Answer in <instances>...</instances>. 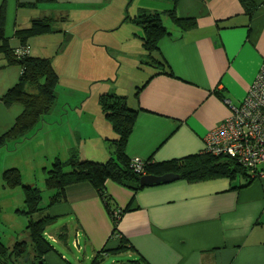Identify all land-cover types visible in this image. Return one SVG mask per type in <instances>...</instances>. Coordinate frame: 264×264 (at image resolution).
<instances>
[{"label": "crops", "instance_id": "1", "mask_svg": "<svg viewBox=\"0 0 264 264\" xmlns=\"http://www.w3.org/2000/svg\"><path fill=\"white\" fill-rule=\"evenodd\" d=\"M252 1L256 7L249 14L239 0H178L176 15L193 18L196 27L183 31L173 22L166 26L169 33L158 41L153 60L143 51L148 67L142 77L124 89L110 87L107 76L91 77L93 81L83 78L82 48L91 33L79 34L76 25H55L58 16L61 20L65 15L57 8L59 0H6L4 34L16 49L20 44L14 36L16 29L29 27L34 19H50V31L31 36L28 51L50 58L57 74L70 79L64 107L58 109L56 99L50 110L57 112L60 120L72 114L76 121L72 127L67 125L69 140L62 159L72 150L81 159L98 162L112 155L109 141L117 135L99 105L100 95L112 92L125 96L128 107L137 111L126 142L127 156L162 162L202 153L205 134L230 113L226 100L240 105L264 64V0ZM20 72L17 64H7L0 53V135L22 111L20 104L6 106L1 100L18 82ZM90 82L97 86L96 91ZM72 102L67 110L66 105ZM54 124L61 128L64 123ZM48 125L51 128L52 124ZM0 150L3 153L9 147ZM9 168L17 166L0 167L1 178ZM105 191L111 197L112 212L120 213L116 224L119 237L114 236L112 215L90 183L66 187L65 198L51 206L49 195L44 213L54 216V222L65 216L73 218L72 243L81 248V237L87 252H83L84 261L72 263L53 246L43 255L47 264H90L98 254L102 261L126 254L131 264H264V176L249 183L244 177L194 183L177 179L136 191L106 180ZM23 209L14 212L25 216ZM27 223L28 217L24 227ZM3 224L1 221L2 244H29L25 228L27 240L14 239L16 230L12 228L4 242ZM69 231L63 225L57 236L44 234L65 245ZM120 239L131 248L116 250Z\"/></svg>", "mask_w": 264, "mask_h": 264}, {"label": "trees", "instance_id": "2", "mask_svg": "<svg viewBox=\"0 0 264 264\" xmlns=\"http://www.w3.org/2000/svg\"><path fill=\"white\" fill-rule=\"evenodd\" d=\"M177 1L171 0L172 7L166 10L167 17L183 31L196 27V21L193 18H181L176 15ZM239 1L246 12L251 14L254 11L256 6L252 0ZM5 12L6 0H2L0 4V53H2L7 64H17L21 72L18 82L2 95L1 100L6 106L14 103L20 104L22 111L16 117L13 125L0 135V147L6 145L10 140L18 142L38 129L37 126L42 116L50 112L55 105L57 98L55 87L58 81V75L51 59L30 55L28 51V39L36 34L50 31V19H34L29 27L16 29L14 36L19 39L20 44L18 48L14 49L4 34ZM139 22L144 30V50L147 56L153 60L152 53L157 49L158 41L169 32L162 22L161 13L158 11L143 14ZM99 105L106 120L117 135L115 139L111 140L112 155L105 162L81 159L75 150H72L71 155L66 159L56 157L53 167L48 170L44 180V188L52 191L48 206L65 198L66 187L88 182L96 189L107 211L112 215L115 226L114 232H116L120 213L113 216L112 200L105 191L106 180H112L136 191L144 187L139 184L140 176L143 174L161 175L172 172L178 175V179H184L190 183L218 177L230 179L244 177L249 183L254 178L233 157L206 152L162 162L151 159L141 161L143 174L138 173L134 171L132 165V161L135 159H130L125 149L137 111L128 107L125 96L115 93L100 95ZM260 169L264 171V166ZM2 178L4 185L9 188L22 186L24 194L22 212L28 217L25 230L28 233L29 244L26 241H16L12 246H7L0 242V264H47L43 255L52 250L53 245L46 238L44 231L48 225L55 221V217L45 213L38 219H33V214L43 209V207L41 208V189L29 183H23L17 168L6 169ZM130 248L124 239H120V244L116 250ZM105 251L101 250V253ZM98 255L90 264L101 263L102 259ZM25 257L28 259L25 260Z\"/></svg>", "mask_w": 264, "mask_h": 264}, {"label": "rangeland", "instance_id": "3", "mask_svg": "<svg viewBox=\"0 0 264 264\" xmlns=\"http://www.w3.org/2000/svg\"><path fill=\"white\" fill-rule=\"evenodd\" d=\"M57 8L65 15L64 19L60 20L59 16L55 14L58 16L55 22L56 26L62 24L71 28L76 25L79 34L91 33L82 48L83 78L93 81L91 77L107 76L106 78L109 77L107 82L112 88L124 89L134 85L142 77L141 73L148 67L143 56L144 30L140 22L138 23L140 17L147 12L158 11L161 13L164 26L171 23L166 14V10L171 9V0H59ZM107 46H109L108 52L106 51ZM46 54L44 53V55ZM58 59L59 56H56V60ZM69 81L68 76L62 78L60 74L58 75L55 87L56 99L59 100L56 106L58 109L61 108V105L64 107L63 100L69 91ZM90 84H92L89 85L90 88L96 91L97 86L92 82ZM58 94H60L59 98ZM90 97L89 95V99ZM73 104L72 102L70 105H66V109L69 110ZM48 123L52 124L51 128ZM54 123L64 124L59 128ZM73 123L76 121L72 114L60 120V115L57 112L54 114L48 112L42 116L36 131L29 133L27 137L18 142L13 140L7 142L6 146L8 145L9 150L3 153L9 154V156L0 155V167L7 166L8 168L10 164H16L23 183L32 182L42 190L41 208H44L48 203L49 195L52 193L51 190H44L47 172L53 167L56 157L61 159V156H65L69 140L67 125L72 127ZM109 142V147L112 148V141ZM6 146L4 145L3 148ZM1 151L0 153H2ZM3 183L0 175V222L4 223L6 234L3 240L7 242L12 228L16 230L14 239L27 240V234H24L23 231L27 217L14 212L16 209L24 208L22 186L9 188ZM45 211L42 209L40 212H36L33 214V219H38L42 214H45ZM68 217L70 216L60 218L48 225L44 232L57 236L60 227L66 225L70 231L65 245L49 241L59 253L64 254L72 263H75V259L81 262L84 261L83 252H87V248L81 237L79 238L81 248L76 244L73 245V218L69 219ZM14 239L12 240L14 241ZM130 259L126 254L111 255L104 258L102 264H131Z\"/></svg>", "mask_w": 264, "mask_h": 264}, {"label": "built area", "instance_id": "4", "mask_svg": "<svg viewBox=\"0 0 264 264\" xmlns=\"http://www.w3.org/2000/svg\"><path fill=\"white\" fill-rule=\"evenodd\" d=\"M226 103L230 113L205 134L202 152L233 157L250 175L264 176L260 169L264 166V64L240 105L229 100ZM132 165L134 171L143 174L141 161L133 160ZM114 236L120 235L114 232Z\"/></svg>", "mask_w": 264, "mask_h": 264}, {"label": "water", "instance_id": "5", "mask_svg": "<svg viewBox=\"0 0 264 264\" xmlns=\"http://www.w3.org/2000/svg\"><path fill=\"white\" fill-rule=\"evenodd\" d=\"M178 179V175L167 172L161 175H153V174H143L140 176L139 184L140 186H150V185H159L163 183L172 182ZM28 257L25 258L27 260Z\"/></svg>", "mask_w": 264, "mask_h": 264}]
</instances>
